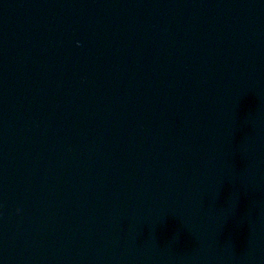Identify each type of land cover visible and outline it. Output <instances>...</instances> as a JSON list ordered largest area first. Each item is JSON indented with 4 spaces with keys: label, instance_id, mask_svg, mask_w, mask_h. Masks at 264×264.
I'll return each mask as SVG.
<instances>
[{
    "label": "water",
    "instance_id": "95a60500",
    "mask_svg": "<svg viewBox=\"0 0 264 264\" xmlns=\"http://www.w3.org/2000/svg\"><path fill=\"white\" fill-rule=\"evenodd\" d=\"M0 264H264V0H0Z\"/></svg>",
    "mask_w": 264,
    "mask_h": 264
}]
</instances>
